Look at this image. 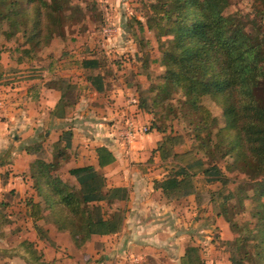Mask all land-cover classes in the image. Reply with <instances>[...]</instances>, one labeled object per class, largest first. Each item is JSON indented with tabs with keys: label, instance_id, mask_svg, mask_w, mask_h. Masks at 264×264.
I'll use <instances>...</instances> for the list:
<instances>
[{
	"label": "rangeland",
	"instance_id": "obj_1",
	"mask_svg": "<svg viewBox=\"0 0 264 264\" xmlns=\"http://www.w3.org/2000/svg\"><path fill=\"white\" fill-rule=\"evenodd\" d=\"M68 1V7L71 8L64 12L68 15L65 26L53 33L41 47L34 46L33 41L28 40V35L14 32L5 22L0 23V120L5 119L1 115L4 113L3 105L7 104L6 99L14 97L13 94L22 96L24 93L20 87L25 88L30 83H44L46 88L60 91V95L63 92V103L59 107L48 106L45 102L36 103L33 98L37 97L38 90L35 89L29 95L31 101L25 96L17 100L16 109L20 108L18 115H25V119L34 115L35 126L30 130L27 122V127L15 128L13 122H8L11 126L8 128V140L4 144L9 147L25 146L27 140L35 136L43 148L33 154L32 161L37 157L50 161L55 158L54 142L61 130L75 127L77 142H73L66 150L68 159L52 169L55 175L74 187L77 182L69 175L68 169L88 161L85 157L90 156L88 151L92 149V141L103 131L102 128L115 129L117 126L118 134L122 132L125 142L131 143L137 140L138 133L143 135L155 130L150 129L154 122L165 130L158 131L161 142L171 136L176 139V143L165 141V146L170 149L167 158L162 159L160 152L156 151L146 159L144 165L151 168L152 175L163 179L169 169L179 164H193L192 171L198 173L195 162L200 159L204 163H217L231 180L220 194L217 192L221 185L218 182H207L200 174L193 178V194L170 201L161 194L152 193L156 200L162 203L166 200L165 203L173 213H126L130 212L126 200L104 203V216L121 208L130 221L135 218L134 225L137 227L141 225V220L137 218L141 215L142 218L154 215L149 220L157 219L161 227L158 238L151 240L142 237L144 234L139 230L134 237L142 242L140 246L143 247L113 255V258L118 259L119 264H127L136 258L142 259H138L137 264H188L183 257L188 252L191 253L193 264H232L231 255L239 257L242 251L233 252V239L240 236L250 239L256 231L255 220L252 218L256 198L250 196L243 199L244 208L241 211L237 203L241 196L233 194L226 200L228 205H235L231 210L227 208L229 212H226L232 215V219L228 220L227 214H219V203L225 200V195L235 190L244 176L234 167L232 156L218 154L212 158L202 150L200 142L204 133L195 130L197 111L190 109L185 92L165 84V53L169 47L167 37L157 33L152 19L148 22L152 12L150 5L156 0ZM223 13L240 21L247 32L263 37L264 41V0H228ZM84 58L96 59L98 67L93 70L82 68L81 60ZM92 73L103 75V91L94 92L89 86L86 77ZM14 85L19 90L12 89ZM263 87L264 81L259 83L258 94L262 93ZM8 93L11 94L7 96ZM203 105L217 117V125L223 126L224 118L218 102L204 99ZM62 109L64 115L59 116ZM136 114L146 118L138 123ZM129 127L134 128L136 135ZM97 128L101 130L96 131ZM215 129L213 126L211 130ZM130 132L133 135L128 137ZM83 136L88 143L83 142V147L86 146L84 149L88 150L80 154L79 140ZM133 161L138 168L142 167L141 162ZM108 186L114 185L109 181ZM246 193L252 195L253 191L248 189ZM35 198L40 199L37 196ZM260 202L264 203V198ZM3 203L7 206L0 205V244H6L7 248H0L2 263H7L9 258L20 259L27 255L28 259H32V255L27 254L23 248L30 242L36 251V260L39 261L54 258V261H63L64 264H86V259L93 261L101 255H109L105 259L106 264H115L111 261L112 252L106 250L114 241L104 235L92 233V230L85 227L80 230L78 241L74 243L68 230L56 231L53 224L44 219L37 221L36 225L42 230L39 233L25 211L24 203L17 196H5ZM98 227L96 224L92 229ZM21 242L23 247L19 246ZM147 243L156 250H146ZM255 252L252 250L251 255H255ZM247 257L246 264H260L258 260L249 261Z\"/></svg>",
	"mask_w": 264,
	"mask_h": 264
},
{
	"label": "trees",
	"instance_id": "obj_2",
	"mask_svg": "<svg viewBox=\"0 0 264 264\" xmlns=\"http://www.w3.org/2000/svg\"><path fill=\"white\" fill-rule=\"evenodd\" d=\"M68 2L0 0V23L5 22L14 32L28 35L34 46L41 47L53 33L65 26L68 15L64 12L71 8ZM227 5L228 0H156L150 5L152 12L148 22L152 19L157 33L167 37L169 47L165 53L167 68L163 80L168 87L171 85L185 92L190 109L197 111L195 130L204 133L200 147L212 158L232 156L234 167L244 176L235 190L219 203V214H227V219H232V215L226 212L227 208L231 210L235 206L227 202L233 194L241 196L237 200L240 210L244 208L243 199L256 198L252 215L256 231L250 239L241 236L233 239V252L242 251L239 257L231 255V263L246 264L245 257L248 256L249 261L258 260L264 264V203L260 202L264 198V87L258 94L259 83L264 81V41L263 37L247 32L240 21L224 15ZM98 65L94 58L81 60V66L86 70H93ZM86 81L96 92L103 91L102 74H89ZM204 99L218 102L224 118L223 126L217 125L218 119L203 105ZM62 100L61 91L56 107L62 106ZM63 115L62 109L59 116ZM213 126L215 131L211 130ZM150 129L165 131L154 122ZM72 137L71 128L61 130L54 142L55 158L48 161L37 157L30 162L27 176L32 193L24 199V205L39 233L42 230L36 225L37 221L44 219L56 229L68 230L75 243L80 230L85 227L101 235L114 234L121 229L124 210L116 208L104 216L102 207L104 203L128 199V189L108 186L103 168L112 164L115 156L105 145L95 147L97 166L85 164L68 169L69 175L77 182L76 186H69L55 175L52 169L68 159L65 152L72 146ZM37 140L33 136L21 148L28 153H38L43 146ZM166 140L170 144L176 143L175 138L167 136L152 150L160 152L162 159L170 155ZM195 166L198 173L192 171L193 164L174 166L163 179L154 181V188L159 189L166 199L177 200L194 193L196 174L207 182H218L221 189L217 194L231 180L215 162L204 163L197 159ZM248 189L253 191L252 195L246 193ZM36 196L40 199L36 200ZM96 224L100 227L93 230ZM251 240H255L254 243H250ZM26 244V251L36 259L32 243ZM189 249L193 250L192 247ZM252 250L256 251L253 256ZM183 257L188 264H193L191 253L185 252Z\"/></svg>",
	"mask_w": 264,
	"mask_h": 264
},
{
	"label": "crops",
	"instance_id": "obj_3",
	"mask_svg": "<svg viewBox=\"0 0 264 264\" xmlns=\"http://www.w3.org/2000/svg\"><path fill=\"white\" fill-rule=\"evenodd\" d=\"M13 87L14 88L12 89H14L15 91L19 90L15 88L17 87V85H14ZM20 88L22 91H24V93L22 94V96H20V94H13L14 97H10L11 99H6L7 104L3 105L2 110L4 113H2L1 115L5 116V119L0 120V205H2V207L7 206L5 205V203H3V197L5 196L8 197L9 195L10 197L14 198L15 196H17L18 199L24 203V199L28 195L30 196L32 193L27 172L29 169V164L32 161L33 154L28 153L26 150L22 149L21 145H19L18 147H9L8 145L4 144V142L8 140V128L11 126V124L8 125V122H13L15 128L27 127L26 124L28 123V128H30V130L33 129V126H35L34 122L36 121H34V115L32 116L33 118L28 117L26 119L25 115H18L19 113L17 112L20 111V108L16 109V106L18 104L17 100L25 96L28 97V100L31 101L32 98L29 95L33 89L38 90L36 94L37 97L33 98L34 101H36V103L38 104L45 102V104H48V106L50 105L51 107H53L54 105H56L60 98V91L52 87L46 88L44 86V83L40 85L39 83H30L26 85L25 88ZM92 90L95 92L93 88ZM10 94L11 93H8L7 96H9ZM4 100L5 99H3V101ZM12 100H14L13 103L11 102ZM137 112H140V110H138ZM135 117L138 123L141 122L143 118H146L145 116L141 117L140 114H136ZM71 129L74 136V138L72 139L73 145V142H77L75 141V138L77 136L75 132V127H71ZM100 130L101 129L97 128L96 131ZM102 130L103 131L101 133H98L99 136L97 138L94 137V141H92L93 144L91 145L92 149L88 151L90 156L85 157L86 160L88 159V161L82 163V165L93 164L94 166H97L95 147L100 145L107 146L114 154L115 161L112 164L105 166L103 168V172L108 182L110 181L111 183H113L114 186H122L128 188V199H126V203L128 202V208H130V212L127 211L126 213H173V211L170 210L168 204L165 203L166 200H164V203H162L159 199L156 200L155 198H153L154 195L152 193L162 195L159 189L154 188V181L159 180V176L152 175L151 168L147 165H144L146 164V159L152 153V150L156 148L157 143L161 140V134L156 130H153L143 135L138 133L139 135L136 137V141L126 143L123 137L124 134L122 132L118 134L117 126L115 129L106 128L105 130V128H102ZM79 142L81 146H79L78 149L80 150V154H83V152H86L88 149H84V147L86 146L83 147L82 143H88H86L87 141H85L84 136L81 138V140H79ZM133 160H135V162L137 163L141 162L142 167L138 168L137 164L134 163ZM138 172L140 173L139 177ZM133 215H135V217L138 216L137 214ZM150 217L155 216L152 215L147 218H142L141 215L140 217H137L141 220V225L137 227L134 225L135 218L131 219L130 221L129 216L124 214L121 229L114 234H105L103 236L114 241L113 244L108 245V247L106 248V250H110V252H112L111 254L109 253L112 256V262H114L115 264L120 263H117L118 259H114L113 255H120V253H125L130 249L131 251H135L136 248L139 247L141 249V247H143V245L140 246L142 242L138 241L137 237H134L138 234L139 230L143 232L142 234H144L142 235V237H147L148 240L158 238L160 234L159 231L161 228L158 224L159 221L157 219L149 220ZM54 230L60 231L55 227ZM22 242L19 243L20 247H23ZM148 243H151V241ZM148 243L147 246H145L146 250H156L154 246H150L151 244ZM0 248H7L6 244H0ZM23 248L26 251L25 247ZM145 248L142 249L145 250ZM27 256H21L20 259H16L14 257L11 259L9 258L7 263H2V261L0 260V264H64L63 261L61 263L56 260L54 261V258L51 260L46 259V261H44L43 259L39 261L36 259H28L29 257ZM108 256L109 255H101L99 259H95L93 261H91V259H86L84 261L86 264H106L107 261H105V259H107ZM138 259L142 261L141 258ZM138 259L136 258L133 261L130 260L131 262L129 261V263L127 264H137V262L139 261ZM111 261L109 260L108 262L111 263Z\"/></svg>",
	"mask_w": 264,
	"mask_h": 264
},
{
	"label": "built area",
	"instance_id": "obj_4",
	"mask_svg": "<svg viewBox=\"0 0 264 264\" xmlns=\"http://www.w3.org/2000/svg\"><path fill=\"white\" fill-rule=\"evenodd\" d=\"M129 128H131V127H129ZM133 129H134V128H131V129H130V131H131L132 133L135 132ZM131 132H130V134L128 135V137L132 134ZM132 135H133V134H132Z\"/></svg>",
	"mask_w": 264,
	"mask_h": 264
}]
</instances>
